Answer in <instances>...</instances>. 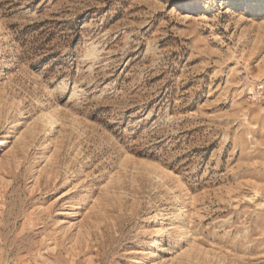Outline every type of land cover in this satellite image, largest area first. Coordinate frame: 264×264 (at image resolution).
Wrapping results in <instances>:
<instances>
[{
    "label": "rangeland",
    "instance_id": "obj_1",
    "mask_svg": "<svg viewBox=\"0 0 264 264\" xmlns=\"http://www.w3.org/2000/svg\"><path fill=\"white\" fill-rule=\"evenodd\" d=\"M0 264H264V0H0Z\"/></svg>",
    "mask_w": 264,
    "mask_h": 264
},
{
    "label": "bare ground",
    "instance_id": "obj_2",
    "mask_svg": "<svg viewBox=\"0 0 264 264\" xmlns=\"http://www.w3.org/2000/svg\"><path fill=\"white\" fill-rule=\"evenodd\" d=\"M46 118L48 119V122H49L48 124H50V125H53L54 124V118L51 115V113L47 112L46 113Z\"/></svg>",
    "mask_w": 264,
    "mask_h": 264
}]
</instances>
